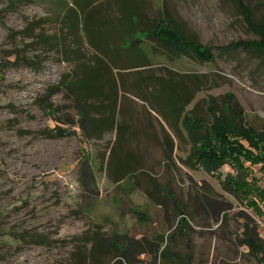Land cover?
Returning <instances> with one entry per match:
<instances>
[{
	"label": "rangeland",
	"instance_id": "374dc122",
	"mask_svg": "<svg viewBox=\"0 0 264 264\" xmlns=\"http://www.w3.org/2000/svg\"><path fill=\"white\" fill-rule=\"evenodd\" d=\"M68 2L81 6L77 21L64 0H0V56L15 52L0 77V264H185L187 253L190 264H263L243 239L249 223L264 242V201L253 197L264 158L236 169L233 125L254 126L264 141V25L255 26L264 0ZM139 6L167 43L142 40L145 56L123 48L125 15ZM80 66L97 77L83 120L64 85L54 92ZM186 110L204 121L185 127ZM196 139L217 153L230 144L221 154L231 162L208 170ZM84 164L96 192L82 182ZM208 197L218 219L202 205Z\"/></svg>",
	"mask_w": 264,
	"mask_h": 264
},
{
	"label": "trees",
	"instance_id": "16d2710c",
	"mask_svg": "<svg viewBox=\"0 0 264 264\" xmlns=\"http://www.w3.org/2000/svg\"><path fill=\"white\" fill-rule=\"evenodd\" d=\"M16 2H18V0H8V5L13 6ZM240 5H242L243 8V13L245 18L247 19V21H249L250 23L253 24V19L251 17V10L250 8L246 5L240 2ZM64 7H65V12L69 13V16H71L72 18L76 19L77 21V17L82 14L81 13V9H79L81 6L79 5H70V3L68 2V0H64ZM140 8H137L135 10H133V13H128L125 15L124 18V25L125 27H128V33H130L129 38L126 40V44H123V48H126L128 51L133 50L134 52H136L135 54L140 55V56H145L146 53H148L147 49L142 45L141 41L145 40L148 37H154L155 33L153 34V30L152 27L150 26L148 28L147 22L152 24V21H150L152 18H150L149 16H147V14L142 10L141 6H139ZM86 9L83 8V13L85 12ZM166 18H170V17H166ZM252 19V20H251ZM178 23V27H179V32L182 36V38L184 39L185 42L187 43H197V41L195 40V38H191L187 32L185 31V29L182 27V25L177 21ZM80 29H82L81 27V21L78 18V23L76 24ZM264 22H260L258 24H255L256 27L259 26H263ZM143 26V27H140ZM74 27V25H73ZM156 31V28L154 29V32ZM157 35V33H156ZM157 39V38H156ZM159 41V44H164L165 42H163L161 39L159 40V38L157 39ZM140 41V42H139ZM232 47H236V43H240V41H233L232 42ZM167 44V43H165ZM56 47L58 46V44L55 45ZM226 47L229 46H222L221 49H224ZM180 50V49H177ZM183 51V50H181ZM222 51V50H221ZM15 52L13 51H9L6 54H3L2 56H0V77L4 71V69L6 67H8V65L11 63V55H13ZM19 55V54H18ZM25 58V57H24ZM27 64H31L34 60H32L31 57H27ZM77 72L76 73H71V74H66L63 76V78L60 80V82H58L57 84H55L54 86V92H57L59 90H62V85H64V87L69 91V95L73 100V106L77 108L78 111V115L80 114V118L86 119L89 117L90 114V105L91 102H89V98L93 97V95H95L94 93L97 91L96 87H94V81L97 79L96 77V73H93L89 68L84 67V66H80L79 69H76ZM80 72V73H79ZM82 73V74H81ZM77 74V75H75ZM95 79V80H92ZM93 83V84H92ZM227 100H226V105H230L231 103V96L230 93L227 94ZM179 103H180V108L185 107V102L182 100V98L178 99ZM210 106L212 108L217 109V99L214 98L213 96L210 97ZM241 121L243 122V119L240 118ZM203 122V118H200L198 116H196L193 112H190V110H186L185 112V116H184V124L185 127L186 123L189 122ZM220 120V124H221ZM219 122L217 123V126L220 125ZM244 124V123H243ZM226 125H228L226 123ZM233 125V124H232ZM245 125V124H244ZM231 126V125H230ZM235 127V131L233 134H236V140L234 144V155L240 159L239 163H236V169L241 168L242 166H245L246 168L249 167L246 162L250 161V163L254 164V162H258L259 160L264 158V141H260V139H258V141L253 137V133L256 132L257 129L254 128V126L249 125L247 128L243 127V126H237V125H233ZM246 126V125H245ZM187 129V128H186ZM224 131L223 133L220 132L221 136H224L226 133V129L223 128ZM255 129V130H253ZM89 130L88 128L86 129V133H88ZM188 131V130H187ZM190 132V131H189ZM191 139L192 136H190ZM196 138V137H195ZM197 140V144L196 146L193 145V147H195V150H193V154L196 156V158L200 159V162L203 163L204 167L207 168L208 170L212 171L213 169L217 168L218 166L223 165L224 163L231 162L230 160L225 158V154H221V153H231L230 149V144L229 146H226V148L224 149V152H215L211 147V145H213L214 143L211 142L210 140L204 141L203 139H196ZM193 141L195 142V140L193 139ZM255 141H257V143H255ZM193 142V144H194ZM200 145V147H198ZM202 147H205L204 149H206L205 151L201 150ZM229 149V150H228ZM260 150H262L263 152H261ZM238 151H240V153H238ZM256 157V159H255ZM88 164H84V169H82L81 173L84 176H82V182L85 183V185L87 186V188L93 190L94 192L98 191V184L96 183L95 179L96 176L94 174V171L91 169V166H87ZM239 167V168H238ZM88 169V172L90 173L89 175H86V170ZM249 170V169H248ZM240 171V170H239ZM250 171V170H249ZM251 172V171H250ZM229 173V172H228ZM241 175V172H238ZM252 173V172H251ZM254 175V174H253ZM227 176V175H226ZM249 178V177H248ZM258 176H256V178L253 176V179H247L246 180H251L252 184H256V182H258ZM222 183L224 185V187L235 193L238 197H242V191L238 190V186H234V183L229 182L227 179H222ZM259 186L261 188L260 192H255L253 195L254 200L256 201L257 204H259L260 206H262L261 201H264V185L262 180H260L259 182ZM259 193V194H257ZM258 195V196H257ZM178 199H176L175 203L177 202ZM205 202L214 207L213 210L216 214V219L219 218V213L216 212L217 208L216 205L214 204L215 199L213 198H207L204 201ZM181 203V208H180V213H182L183 215L181 216L182 218L180 219L181 221V225L182 223H185V225L189 224V219L187 216V212H186V207L185 204L180 201ZM221 209L225 210L226 207L221 206ZM223 215H225V213L223 212ZM245 237H244V242L251 248V250L257 255L259 261L261 263L264 264V242L260 240V238L258 237V235L254 232L253 227L249 224L246 223L245 224ZM140 240V238H138ZM138 240V241H139ZM168 244L169 242H167L166 249L164 248H159L158 252L160 254H166V250H168ZM185 258H187L185 261V264H190L191 263V255L190 253H187L184 255Z\"/></svg>",
	"mask_w": 264,
	"mask_h": 264
},
{
	"label": "built area",
	"instance_id": "2783aa9c",
	"mask_svg": "<svg viewBox=\"0 0 264 264\" xmlns=\"http://www.w3.org/2000/svg\"><path fill=\"white\" fill-rule=\"evenodd\" d=\"M263 185H264V181H263Z\"/></svg>",
	"mask_w": 264,
	"mask_h": 264
}]
</instances>
